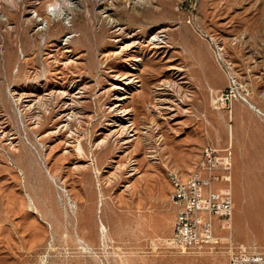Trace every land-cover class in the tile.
I'll use <instances>...</instances> for the list:
<instances>
[{
    "label": "rangeland",
    "instance_id": "374dc122",
    "mask_svg": "<svg viewBox=\"0 0 264 264\" xmlns=\"http://www.w3.org/2000/svg\"><path fill=\"white\" fill-rule=\"evenodd\" d=\"M226 88L264 110V0H0V264L197 261L205 250L138 238L174 153L230 130L233 102H215ZM117 102L135 135L121 134ZM259 176L235 185L236 230L258 219Z\"/></svg>",
    "mask_w": 264,
    "mask_h": 264
},
{
    "label": "crops",
    "instance_id": "0c3cea01",
    "mask_svg": "<svg viewBox=\"0 0 264 264\" xmlns=\"http://www.w3.org/2000/svg\"><path fill=\"white\" fill-rule=\"evenodd\" d=\"M232 124L230 130L224 124H217L213 129H209L207 134L197 137L193 148L187 151H177L174 153V160L171 164L176 168L183 178L189 177L194 171L200 170L199 163L202 158L203 148L211 143L221 148L230 147L232 151V181L233 192V216L231 223L227 218L213 215L214 231L218 235H232L237 243H256L264 248V199H252L253 209L258 214V219H251L249 231L242 232L236 230L234 226V213L243 209L245 196H234L235 185L237 188H245L246 179L257 177L261 181L259 174L264 172V120L257 114L255 109L243 100L233 101ZM220 137L221 139H217ZM206 174L204 171H201ZM224 171L218 170L213 181V189L226 187L227 181L222 178ZM264 182V181H263ZM208 189L206 188V191ZM173 185L166 172L163 180L155 187L149 189V195L145 200L149 207L147 213L146 234L138 238L140 243L144 239L154 237L171 236L174 232V221L177 208L171 200ZM141 200H143L141 198ZM143 202V201H142ZM135 235H130L128 242L130 246L137 244ZM197 261L192 259L187 264H230L229 255L223 248L220 250H205ZM176 256L167 257L170 264H180L176 261ZM175 262V263H174Z\"/></svg>",
    "mask_w": 264,
    "mask_h": 264
},
{
    "label": "built area",
    "instance_id": "2783aa9c",
    "mask_svg": "<svg viewBox=\"0 0 264 264\" xmlns=\"http://www.w3.org/2000/svg\"><path fill=\"white\" fill-rule=\"evenodd\" d=\"M196 20V15H189L188 22L196 25L198 33L208 42L217 63L222 68L218 56L214 53L212 41ZM225 73L232 84L242 86L238 79L230 77V72ZM235 99L250 104L264 120V110L251 103L248 91L236 93L233 88H226L215 94L218 107H231ZM232 166L231 148L223 149L210 143V150L205 155L203 166L194 172L189 181L176 182L172 174L166 171L173 185L171 200L177 208L174 232L166 238V244L171 249L183 253L224 248L229 255L230 264H264V248L258 244L237 243L231 234L223 236L214 231L213 215L227 218L229 225L233 216ZM218 170L224 171L222 178L228 185L217 190L213 189L212 185Z\"/></svg>",
    "mask_w": 264,
    "mask_h": 264
},
{
    "label": "bare ground",
    "instance_id": "6f19581e",
    "mask_svg": "<svg viewBox=\"0 0 264 264\" xmlns=\"http://www.w3.org/2000/svg\"><path fill=\"white\" fill-rule=\"evenodd\" d=\"M120 15H121V13H120ZM105 16H107V15H105ZM51 19H53L52 15H51ZM48 24H49V20H48ZM152 39L154 41H158V38H157L156 35L153 36ZM116 40H118V39H116ZM130 75H132V74H129V76L128 75H123L121 77V79H124V80L126 79L125 82H123L124 84H130V83H132L133 79H132V77H130ZM123 83H117V84H115L114 87L117 88V89H123L124 90V89H126V86ZM128 97L129 96L126 93H122V94L118 95L116 99H118L119 101H123V100L127 99ZM121 105H122L121 102H117L115 104V106H114L115 109L118 110V113H117L118 115H117L116 121L120 122L119 123V125H121L120 126V132H121L122 135L125 134V133H128V132H130V134H129L130 136L135 135L137 132L136 131L133 132L134 131V128L131 127L132 123L131 124L130 123H128V124L126 123L127 119L129 118L130 109H120V106ZM132 140H133V138H130L126 142L132 141ZM209 150H210V145H207V146H205L203 148L202 158L200 160L199 167H202L203 166V163L205 161V155L209 152ZM168 172L172 174V176L174 177V180L176 182H183V181H189L191 179V177H193V174H194L195 171L189 177H187V178H183V176L181 175V173L177 169H174V168L173 169H169ZM257 185H259V184L256 181L250 183V187L253 188V191L250 193V195H251V197H252L253 200L254 199H259V200L264 199V189L263 188H258Z\"/></svg>",
    "mask_w": 264,
    "mask_h": 264
}]
</instances>
